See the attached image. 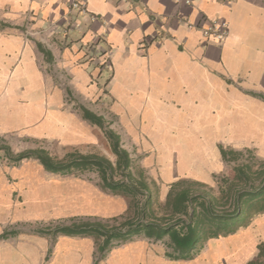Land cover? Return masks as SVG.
I'll return each mask as SVG.
<instances>
[{
  "label": "crops",
  "instance_id": "crops-1",
  "mask_svg": "<svg viewBox=\"0 0 264 264\" xmlns=\"http://www.w3.org/2000/svg\"><path fill=\"white\" fill-rule=\"evenodd\" d=\"M211 22L224 25L222 41L203 37L200 27ZM42 65L55 66V77L74 85L73 99L95 96L107 114L137 116L142 127L158 130L154 144L167 147L171 163L176 159L180 165L199 166L222 160L216 143H222L219 138L225 132L233 139L235 130H264V121L257 119L264 117V0H0V132L29 130L35 136L37 128L44 135L52 127L62 132L64 121L70 126L73 115L63 113V92L52 87L54 78ZM103 72L107 77L99 87ZM92 112L103 117L100 111ZM51 114L56 115L52 124L43 123ZM157 116L159 127L153 123ZM10 167L0 169V236L15 234L0 238V264H74L69 252L82 248L75 255L79 264L91 236L46 234L43 237L54 240V246L45 241L46 250L37 255L43 239L38 230L49 231L63 217L59 208L52 223L34 225L40 236L27 230L25 216L32 200H41L38 194L35 199L24 197L18 209L25 229H10L16 222ZM28 172L26 179H34ZM42 205L39 211L51 210ZM29 232L36 237L33 242L1 245ZM222 239H216L214 253L224 250Z\"/></svg>",
  "mask_w": 264,
  "mask_h": 264
},
{
  "label": "rangeland",
  "instance_id": "rangeland-1",
  "mask_svg": "<svg viewBox=\"0 0 264 264\" xmlns=\"http://www.w3.org/2000/svg\"><path fill=\"white\" fill-rule=\"evenodd\" d=\"M26 34L25 29L24 36H26ZM40 68L45 71L47 75L54 78V82L51 84L52 87L58 86L62 90L64 95L63 113H69L71 111L73 116H69L71 121L68 128H66L68 123L63 120L64 130L62 132H58L59 130L56 128L54 129L52 126L44 135L38 128L35 131V136L31 135V131L29 130H22L21 132H0V169H4L5 165L11 166V169L9 168L11 173L9 180L10 184H12L16 190V195H14L15 199L13 201V206L14 204L15 206H12L13 217L16 222H14V224H9L10 229L21 230L22 225L20 223L23 222L19 219L24 218L18 215V209L23 204L24 197L27 199H35L36 194L40 196L41 200L38 199L37 202H33L32 200V209L30 214L25 216L27 219L25 223H29L30 225L27 230L39 236L40 233L42 234L44 231L38 227L40 228L38 230L40 233H37L38 231L35 232L37 228L34 225H40L41 222L43 225L52 223V220H56L55 216L60 214L59 208H62L61 215L63 216L60 224H68L71 220L77 221L78 219L82 221L84 218L89 219L88 216H90V222L100 221L108 225H118L125 219H132L135 217L133 208L131 207L133 198L120 192L114 193L106 188H102L101 179L95 171H85L75 175H61L44 171L41 165L36 161H27V159H23L16 164L4 156V151L1 148L7 146L12 155L35 148H43L47 150L50 155L58 159L62 158L66 153L75 151L82 154L93 153L104 155L112 162H115V155L111 152L109 143L102 130L98 126L82 118L81 106L92 109L90 111H93V109L97 110V112L100 111L103 115L105 124L109 125L110 128L120 135L121 146L130 153L132 158L131 172L133 176L130 177L131 184L140 186L139 184L141 181L146 180V182H148V184L146 183L145 185V187L147 186L146 189H140L144 190L145 193L142 191V194H138L136 199L137 202L135 203L137 205H142V203L148 205V208L144 205L141 207L136 205L137 208H141V211L146 208L145 214L144 212L141 213V211L138 213L139 217L137 218L139 219H142L144 216L150 219L155 217L156 220H160V222L165 225L173 222L172 215L174 213L166 200L168 199L167 196L169 193L174 199V196L181 191L180 187H171V184L178 179L182 181H186L187 179L196 180L200 182L197 190L206 189L213 196L220 197L218 185H220L223 178H234L233 168L235 165L250 163L252 165V170H255L259 162H264V130L256 131L255 128L251 130L247 128V130H235L234 140L226 136V134L231 132H225L223 139L219 138L224 147L219 142L216 143L219 151L220 148H224L228 153L235 150L245 152L242 157H238L236 160L229 159L225 161L220 153L222 160L218 159L216 162H208L207 164L200 162L199 166L191 163H181V166L179 160L176 159L175 162L171 163L168 158L164 156L165 152H168V150H166L167 147L162 145L157 146V142L154 144L156 138H158L155 136L158 130H154V127L153 129L142 127V121L140 118H136L137 116L107 114V109L106 106H103V101L97 100L95 96H92V99L89 98V96L88 98L86 96H80L79 98L73 99L72 95L74 96L75 91L73 93V90H70V88H73L74 85L65 79L61 81L62 77H55V66L51 65V67L47 68L40 66ZM60 69L59 72H61ZM106 77V73L103 72L100 78H98L99 87L104 85ZM55 116L52 114L47 116V119H45L43 123L48 122V125H51V121ZM259 117H257L259 121H264V117ZM159 118L160 116H157L153 119V123L157 127H159L157 122L160 123V121H157ZM250 121H252V118H250ZM242 122V120L236 121L237 124ZM201 132L202 135L203 131ZM188 148V150L191 148L193 149V147ZM244 149H248L251 154L249 155V152H246V150L244 151ZM175 150L176 149L173 148V151ZM181 155L184 158L186 154L181 153ZM250 157L255 158L252 159ZM29 170L32 171L34 179H26ZM3 172H6V170H3ZM116 178L121 179V176L116 175ZM233 180L235 182V178ZM258 181V179H255L253 185H256ZM183 183L186 184V182ZM170 187L171 192L169 191ZM25 189H27L28 192L26 194ZM30 192L32 195H30ZM41 194H44L46 203ZM42 204L48 205L51 210L46 212L43 210L39 211L41 207H43ZM216 206V208H220V204ZM190 211L191 208L188 209L189 213ZM140 214H142V217ZM39 216H41L40 219L38 218ZM9 226H7V228ZM205 227L207 228L205 230H208L209 227ZM22 228L25 229L24 227ZM32 233H25L26 236H22L21 239L17 238V240H15L16 237L14 239L12 238L10 241H7L8 243L2 242L1 245L5 244L6 246H11L12 244L13 247H17V243L19 242H26V240L30 242L32 240L33 242L36 237ZM61 235L67 236L64 233ZM43 236H46V234L44 233L41 235L45 240L39 239L40 243L38 246L39 248L37 247V255L43 250H46L45 241L48 240V246H54V243H52L54 240L50 241L47 237L44 238ZM75 236L83 237L88 235L81 234ZM50 237H53V235H50ZM223 237L222 246L224 250L222 253H214L213 250L218 241L216 239L222 238V236L202 240L198 253H193L195 256L193 259L196 260L193 264H244V262L256 252L257 243L264 240V213L253 217L246 227H240L233 234ZM91 238L89 242L86 240L84 243V251L86 252H84L79 260V264H116L118 261H120L119 264H175V261L170 260L165 255V252L170 250L167 245L168 239L166 236L163 239L154 240L139 235L134 236L133 239L130 240L123 235V237H121L123 241L119 242V244L112 243L111 245H107L104 250L98 248L103 240L101 236L91 235ZM36 243H38V241H36ZM70 243L71 241L67 243L69 249H71ZM248 243L250 245H248ZM103 245H106V243H103ZM92 246H94L93 250H91ZM51 247L50 252H48L50 255L54 251V248ZM119 248H123V250L121 251ZM81 249L76 248V254L73 253V255L69 252L68 260L76 264L77 258L75 255H79L83 251ZM88 250L89 254H87ZM167 255L170 256V253H167ZM10 257H13V254H11ZM46 258H48V256ZM47 260L48 259L45 261ZM59 262L62 263V259H59Z\"/></svg>",
  "mask_w": 264,
  "mask_h": 264
},
{
  "label": "trees",
  "instance_id": "trees-1",
  "mask_svg": "<svg viewBox=\"0 0 264 264\" xmlns=\"http://www.w3.org/2000/svg\"><path fill=\"white\" fill-rule=\"evenodd\" d=\"M44 54L50 56L46 51H44ZM82 118L102 130L111 152L115 155V162L104 155L82 154L75 151L66 153L58 159L43 148L12 155L7 146L1 148L4 151V156L16 164L23 159L31 158L38 162L44 171L61 175H75L85 171H95L101 179L102 188L114 193L120 192L133 198L131 207L135 217L125 219L118 225H108L100 221H73L69 224L56 225L49 231L44 230L43 234L55 236L64 233L67 236L81 234L101 236L103 240L98 247L100 250H104L107 245L112 243L119 244L123 241L121 239L123 235L130 240L139 235L154 240L163 239L166 236L168 239L167 245L170 248L166 251L170 253V256L165 252L167 258L172 261L188 260L195 257L193 253H198L202 240L233 234L240 227H246L253 217L264 213V162H259L255 170H252L250 163L235 165L233 168L235 182L233 177V179L221 178V183L218 185L220 197L213 196L206 189L197 190L200 182L193 179H187L186 181L178 179L173 182L171 187H180L181 191L174 196V199L170 193L167 196L166 202L174 213L172 223L165 225L160 220H156L155 217L150 219L145 216L142 217V214H140L142 219L137 218L139 217L138 213L141 211V208H137V204H135L137 195L142 194V191L145 193L144 190L140 189H146L147 186L145 187V185L148 182L143 180L140 182V186L131 184L130 177L133 174L131 172L132 158L130 153L121 146L120 135L105 124L102 116L82 107ZM220 153L223 160L227 161L229 159L236 160L238 157H242L245 152L235 150L228 153L226 149L220 148ZM250 158L254 159L255 157ZM116 175H120L121 179L116 178ZM255 179L259 181L256 185H253ZM183 182H186V184ZM219 204L221 209L216 208V205ZM143 205L148 206L143 203L137 206L141 207ZM189 208H191L190 213L188 212ZM145 209L141 213L144 212L145 214ZM205 226L209 227L208 230H205L207 229ZM8 234H15V231L4 232L0 238H4ZM103 243H106V245H103ZM244 264H264V240L257 243L256 252Z\"/></svg>",
  "mask_w": 264,
  "mask_h": 264
},
{
  "label": "built area",
  "instance_id": "built-area-1",
  "mask_svg": "<svg viewBox=\"0 0 264 264\" xmlns=\"http://www.w3.org/2000/svg\"><path fill=\"white\" fill-rule=\"evenodd\" d=\"M180 1V0H176ZM185 3H189L190 0H184ZM83 7L82 4H77L76 6ZM191 24H189V27ZM200 31L205 39L213 40L216 42L222 41L226 36V30L224 25H220L216 22H211L208 25L200 27Z\"/></svg>",
  "mask_w": 264,
  "mask_h": 264
},
{
  "label": "bare ground",
  "instance_id": "bare-ground-1",
  "mask_svg": "<svg viewBox=\"0 0 264 264\" xmlns=\"http://www.w3.org/2000/svg\"><path fill=\"white\" fill-rule=\"evenodd\" d=\"M261 114H262V113H261ZM260 117H261V116H260ZM260 117H259V118H260ZM166 150H167V149H166ZM165 155H166V154H165ZM165 155H164V156H165ZM164 161H165V160H164ZM244 241H245V240H244ZM243 243H244V242H243ZM248 245H250V244L248 243ZM251 245H252V244H251ZM245 248H246V247H245ZM217 252H218V251H217ZM218 253H220V252H218ZM239 255H240V254H239ZM241 257H242V256H241ZM230 262H231V261H230Z\"/></svg>",
  "mask_w": 264,
  "mask_h": 264
}]
</instances>
